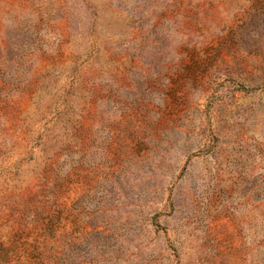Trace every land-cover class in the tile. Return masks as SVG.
Returning a JSON list of instances; mask_svg holds the SVG:
<instances>
[{"label":"rangeland","instance_id":"1","mask_svg":"<svg viewBox=\"0 0 264 264\" xmlns=\"http://www.w3.org/2000/svg\"><path fill=\"white\" fill-rule=\"evenodd\" d=\"M0 264H264V0H0Z\"/></svg>","mask_w":264,"mask_h":264}]
</instances>
